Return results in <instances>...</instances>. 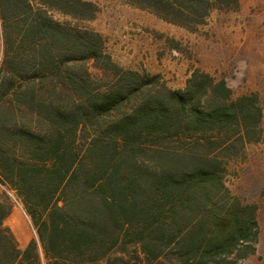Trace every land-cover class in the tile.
I'll use <instances>...</instances> for the list:
<instances>
[{
	"label": "trees",
	"instance_id": "16d2710c",
	"mask_svg": "<svg viewBox=\"0 0 264 264\" xmlns=\"http://www.w3.org/2000/svg\"><path fill=\"white\" fill-rule=\"evenodd\" d=\"M129 1L184 27L240 5ZM98 11L85 0H0V181L35 231L21 249L0 201V264H128L131 248L141 264L254 256L257 206L232 194L224 174L264 142L258 96L236 97L201 70L169 89L161 75L116 63L102 35L54 16Z\"/></svg>",
	"mask_w": 264,
	"mask_h": 264
},
{
	"label": "rangeland",
	"instance_id": "374dc122",
	"mask_svg": "<svg viewBox=\"0 0 264 264\" xmlns=\"http://www.w3.org/2000/svg\"><path fill=\"white\" fill-rule=\"evenodd\" d=\"M85 1L97 5L95 18L80 20L54 13L55 18L102 35L106 52L122 67L161 75L172 90L184 89L192 73L201 70L226 80L236 97L258 96L264 111V0H240L236 10L216 8L204 24L189 27L170 23L129 0ZM224 182L244 203L257 206V253L238 264H264V142L249 144L240 158L228 162ZM0 201L11 207L5 226L25 249L35 231L22 199L0 181ZM130 252L127 263L141 264L132 248Z\"/></svg>",
	"mask_w": 264,
	"mask_h": 264
},
{
	"label": "built area",
	"instance_id": "2783aa9c",
	"mask_svg": "<svg viewBox=\"0 0 264 264\" xmlns=\"http://www.w3.org/2000/svg\"><path fill=\"white\" fill-rule=\"evenodd\" d=\"M9 195H11L13 197V195L11 194V192H9ZM14 198V197H13Z\"/></svg>",
	"mask_w": 264,
	"mask_h": 264
}]
</instances>
